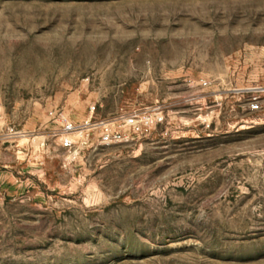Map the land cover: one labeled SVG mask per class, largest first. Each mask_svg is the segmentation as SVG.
I'll use <instances>...</instances> for the list:
<instances>
[{
  "label": "rangeland",
  "instance_id": "374dc122",
  "mask_svg": "<svg viewBox=\"0 0 264 264\" xmlns=\"http://www.w3.org/2000/svg\"><path fill=\"white\" fill-rule=\"evenodd\" d=\"M0 264H264V0H0Z\"/></svg>",
  "mask_w": 264,
  "mask_h": 264
},
{
  "label": "built area",
  "instance_id": "2783aa9c",
  "mask_svg": "<svg viewBox=\"0 0 264 264\" xmlns=\"http://www.w3.org/2000/svg\"><path fill=\"white\" fill-rule=\"evenodd\" d=\"M255 105V104H254ZM95 107H93L94 109ZM127 122L133 126L136 130H140L142 128L140 124V120H138L136 117H130L127 119ZM75 125L72 123H67L65 125L66 130H72L75 129ZM124 139L123 134L120 131H116L110 126L108 123H103V135H102V142L103 143H114L119 142Z\"/></svg>",
  "mask_w": 264,
  "mask_h": 264
}]
</instances>
